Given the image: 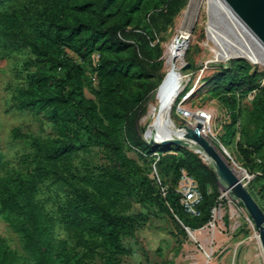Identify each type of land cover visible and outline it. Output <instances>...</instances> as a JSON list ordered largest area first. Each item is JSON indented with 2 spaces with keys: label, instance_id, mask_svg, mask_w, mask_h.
Wrapping results in <instances>:
<instances>
[{
  "label": "trees",
  "instance_id": "1",
  "mask_svg": "<svg viewBox=\"0 0 264 264\" xmlns=\"http://www.w3.org/2000/svg\"><path fill=\"white\" fill-rule=\"evenodd\" d=\"M187 1L0 0V58L23 50L35 56V70L16 89L14 104L19 110L45 113L56 131V137L44 141L13 129L15 139H27L33 148L30 170L6 168L0 152V219L20 235L24 250L21 254L1 240L0 264H91L87 258L96 255L103 260L95 264H121V257L132 253L126 238H134L144 225L143 218L126 212L128 197L162 204L183 225V234L185 227L196 231L213 220L224 186L213 165L189 147L147 143L139 126L144 106L166 76L155 80L164 51L158 34L169 30ZM89 69L99 81L100 105L85 96ZM209 81L231 119L219 143L237 162L241 159L236 149L245 159L248 153L260 158L252 171L262 174L248 188L253 196L256 188L264 193V72L239 58ZM124 142L145 155H157L167 182L135 176L137 163L127 157ZM95 147L106 152L109 164H72L74 156ZM242 166L249 171L246 162ZM182 169L194 177L202 193L198 215L188 213L181 203ZM48 180L68 194L59 214L38 198ZM58 225L72 233L83 256L56 236Z\"/></svg>",
  "mask_w": 264,
  "mask_h": 264
},
{
  "label": "rangeland",
  "instance_id": "2",
  "mask_svg": "<svg viewBox=\"0 0 264 264\" xmlns=\"http://www.w3.org/2000/svg\"><path fill=\"white\" fill-rule=\"evenodd\" d=\"M197 1V10L194 11L192 15L194 17L191 18L193 19L191 20L193 28L189 46L183 55L180 67L181 91L176 97L177 100L174 101L175 98L168 104L167 110L173 131L180 125L187 124L188 122L179 116L178 108L184 96L190 95L185 106L190 108L195 115H211V131H208L205 137L214 145L215 143L219 144L220 147L221 143L218 139L224 134V127L230 123L231 119L228 106L220 97L211 92L214 85L209 79L223 67H227L232 60L239 58L248 61L253 66V70L264 72V50L250 39V35L244 33L233 23L219 4L211 0ZM189 4L190 0L174 18L173 25L168 31L158 34L157 42H161L164 51L161 57L163 65L155 72V80L160 75L165 76L168 73V47L181 28ZM245 46H249L257 55L255 63L240 54ZM220 48L229 54L228 58L215 56L214 50ZM34 60L35 56L28 50L0 58V152L4 155L6 168L13 167L21 170L32 168L33 148L27 139H15L13 137L14 128H20L23 133L40 137L44 141L56 137L53 123L45 113L38 115L30 109L19 110L13 101L16 89L26 83L28 72L35 70L32 64ZM187 63L191 64V68L183 70V66ZM187 89L189 90L187 91ZM99 90L98 78L89 69L84 88L86 98L100 105ZM186 91L187 93L182 96ZM161 93L153 95L152 101L151 99L148 101V103L151 101L148 112V103L142 110V117L146 112L147 114L143 118L141 117L139 126L143 139L147 143H151L152 139L146 134L147 124L144 123V119L152 108L153 100ZM180 95L182 96L181 99H179ZM255 96L256 91L250 94L251 99H254ZM191 122L195 126L196 119L193 118ZM124 143V151L127 157L137 163V166L134 165L133 167L135 176L147 175L155 181L157 180L158 183V180L161 183L167 182H165L166 178L157 166L159 161L157 155H145L142 151L130 148L126 142ZM190 148L195 152L197 151L196 147ZM234 151L241 159L240 162L235 161L233 157L230 159V164L237 175L244 178L247 173L256 174L252 170L260 162V158L253 153H248V158L245 159L244 152L240 149ZM72 159V164L79 168L94 165L99 167L110 163L106 152L97 147L90 151H83ZM243 162H246L249 171L242 166ZM245 182L249 187L250 182H248L247 177ZM220 192L219 202L213 209V220L196 231L189 230L188 232L186 230L187 234L181 232L180 225L182 227L183 225L180 221L174 220L165 211L162 204L153 205L136 196L128 197L126 212L143 218L144 225L137 229L134 238H126V244L131 248L132 253L122 256L120 263L264 264V250L259 232L247 209L224 186H221ZM254 193L255 199L264 209V193L260 192V188H256ZM38 198L49 211L59 214L60 208L66 205L68 194L65 188L54 183L53 180H48L41 185ZM56 236L60 239H66L70 250L75 248L76 253L81 254V256L84 255V250L82 247L76 246L72 233L66 228L58 225ZM1 240L24 254L20 235L2 219H0ZM87 260L91 264H95L100 263L103 258L96 255V257L87 258Z\"/></svg>",
  "mask_w": 264,
  "mask_h": 264
},
{
  "label": "bare ground",
  "instance_id": "3",
  "mask_svg": "<svg viewBox=\"0 0 264 264\" xmlns=\"http://www.w3.org/2000/svg\"><path fill=\"white\" fill-rule=\"evenodd\" d=\"M219 4L220 7L228 14L232 19L233 23L241 29L247 35H250V39L256 43L260 48L264 50V33L257 28L253 23L250 24L241 16L237 11L233 2L231 0H211ZM197 0H190L188 10L186 12L185 18L181 24V28L178 31L176 38L168 47V74H166L164 80L159 86L158 90L155 92L154 96L162 92L152 102V108L150 109L149 114L145 117L144 123L147 124V129H145L146 134L152 140L161 141L165 138H174L177 136V129L172 130V126L169 121L168 104L175 99L180 94V81L181 73L180 67L182 63V58L185 51L188 49L190 35L192 32V22L191 19L197 7ZM247 43V42H246ZM250 45V44H249ZM252 45V44H251ZM240 49V48H239ZM214 54L217 58L225 57L228 58V53L223 49L214 50ZM240 54L250 59V61L257 60V55L249 46L240 51ZM258 62V61H257ZM184 91V90H183ZM153 96V98H154ZM152 98V99H153ZM152 101V100H151ZM149 103V106L151 104ZM149 111V107H148ZM147 111V112H148ZM199 115V118L205 126V131L203 135L208 131H211V115L204 114V116ZM206 161H209V158L202 151L200 152ZM258 236V235H257Z\"/></svg>",
  "mask_w": 264,
  "mask_h": 264
},
{
  "label": "water",
  "instance_id": "4",
  "mask_svg": "<svg viewBox=\"0 0 264 264\" xmlns=\"http://www.w3.org/2000/svg\"><path fill=\"white\" fill-rule=\"evenodd\" d=\"M237 11L250 24L253 23L264 33V0H231ZM191 68V64L187 63L183 66V70ZM204 116V114H201ZM196 124L191 126L183 124L177 127V136L174 138H165L161 141L152 140L155 146L179 145L184 147H196V152L201 151L209 158L207 163L212 164L219 181L224 185L228 192L236 199L241 201L247 209L254 225L259 232V238L264 250V209L257 202L247 184L237 175L235 169L225 158L224 154L230 159L229 151L221 145V151L203 135V122L199 115L195 116ZM201 154V153H200ZM201 157L206 161L204 156ZM189 232V229L185 227Z\"/></svg>",
  "mask_w": 264,
  "mask_h": 264
},
{
  "label": "built area",
  "instance_id": "5",
  "mask_svg": "<svg viewBox=\"0 0 264 264\" xmlns=\"http://www.w3.org/2000/svg\"><path fill=\"white\" fill-rule=\"evenodd\" d=\"M189 97L190 95L188 94L184 96V99L182 100V103L178 108V114L182 119L188 122L187 123L188 125L193 126L191 120H193V118H195L197 114L195 115L194 112L190 108H187L185 106V102ZM204 131H205V126H203V132ZM261 174H262L261 172H257L256 174H253V175H250L249 173H247L246 177L248 179V182H251V180H253L257 175H261ZM246 177L241 178L245 184H247L245 182ZM158 181H159V184H161L160 180ZM178 191L182 194L181 203L184 205L187 212L192 215H198L199 210L197 206L202 199V193L194 177L191 176L185 169L181 170ZM162 194L166 196V191H164V188H162Z\"/></svg>",
  "mask_w": 264,
  "mask_h": 264
}]
</instances>
